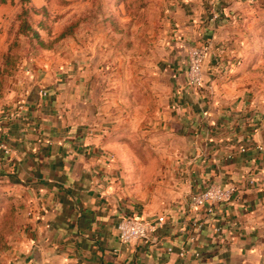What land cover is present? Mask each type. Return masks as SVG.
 Returning <instances> with one entry per match:
<instances>
[{"label":"crops","instance_id":"crops-1","mask_svg":"<svg viewBox=\"0 0 264 264\" xmlns=\"http://www.w3.org/2000/svg\"><path fill=\"white\" fill-rule=\"evenodd\" d=\"M177 4L162 150L153 139L162 165L148 198L127 196L126 155L115 162L106 124L113 104L88 68L36 62L6 91L0 185L26 215L12 251L20 264H264V92L250 65L264 46L255 40L264 0ZM203 44L204 82L193 90L186 48ZM211 184L235 187L232 201L193 209L191 198ZM134 215L164 221L146 241L122 245L117 224Z\"/></svg>","mask_w":264,"mask_h":264},{"label":"rangeland","instance_id":"rangeland-1","mask_svg":"<svg viewBox=\"0 0 264 264\" xmlns=\"http://www.w3.org/2000/svg\"><path fill=\"white\" fill-rule=\"evenodd\" d=\"M177 7V0H0V103L19 73L40 67L36 62L88 68L96 93L113 104L106 124L115 162L120 151L126 155L127 196L148 198L162 165L153 139L162 150L166 131L157 123L171 96L165 71ZM250 65L264 92V46ZM25 217L20 198L0 185V247L7 246L0 264H20L12 251L24 240Z\"/></svg>","mask_w":264,"mask_h":264},{"label":"built area","instance_id":"built-area-1","mask_svg":"<svg viewBox=\"0 0 264 264\" xmlns=\"http://www.w3.org/2000/svg\"><path fill=\"white\" fill-rule=\"evenodd\" d=\"M216 19V15L211 20ZM209 47L206 44L200 46H188L186 48V70L185 77L187 85L193 90L203 86L202 65L208 53ZM45 96V92H41ZM2 128V119L0 118V131ZM0 149L7 154L8 150L4 146ZM252 184V181H249ZM236 188L233 186H222L220 184H211L200 193L191 198V207L193 209L203 208L207 213H211L216 204H229L232 201ZM164 221L163 216L155 219H144L141 216L123 217L117 224V239L120 244L128 245L132 242L146 241L154 234Z\"/></svg>","mask_w":264,"mask_h":264},{"label":"trees","instance_id":"trees-1","mask_svg":"<svg viewBox=\"0 0 264 264\" xmlns=\"http://www.w3.org/2000/svg\"><path fill=\"white\" fill-rule=\"evenodd\" d=\"M5 249H7V246H6L5 244H3V245L0 247V251H3V250H5Z\"/></svg>","mask_w":264,"mask_h":264},{"label":"water","instance_id":"water-1","mask_svg":"<svg viewBox=\"0 0 264 264\" xmlns=\"http://www.w3.org/2000/svg\"><path fill=\"white\" fill-rule=\"evenodd\" d=\"M261 141L264 144V130H263L262 135H261Z\"/></svg>","mask_w":264,"mask_h":264}]
</instances>
